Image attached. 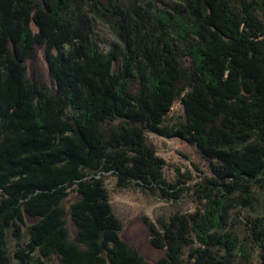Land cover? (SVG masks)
<instances>
[{"label":"trees","instance_id":"trees-1","mask_svg":"<svg viewBox=\"0 0 264 264\" xmlns=\"http://www.w3.org/2000/svg\"><path fill=\"white\" fill-rule=\"evenodd\" d=\"M171 2L0 0V264H151L113 194L178 206L190 173L216 225L146 219L155 264H264V0ZM149 136L209 174L169 173Z\"/></svg>","mask_w":264,"mask_h":264},{"label":"rangeland","instance_id":"rangeland-1","mask_svg":"<svg viewBox=\"0 0 264 264\" xmlns=\"http://www.w3.org/2000/svg\"><path fill=\"white\" fill-rule=\"evenodd\" d=\"M158 1L172 3V0ZM93 27L97 36L105 42L104 45L117 41L111 28L106 24L97 23L94 24ZM43 80L46 81V77H44ZM179 108V105L176 104L174 108L175 113L179 110ZM178 113H180V111H178ZM149 141L154 144L156 152L165 159L168 164L167 169L170 171L169 173L172 172L171 170L173 167L178 166L180 171L186 176L191 162L199 165L203 171L208 172L205 162L196 153L195 148L176 140H164L152 136H149ZM207 174H209V172ZM203 180L204 179L200 177L197 178L195 174L190 173V181H188L184 187L180 188L184 194L183 201L178 206H175L173 203H163L158 201V199L142 194L137 190H129L116 195L113 194L112 202L114 209L116 210L118 216L122 219L124 225L123 236L127 240V243L130 244L145 261L155 264L158 263L160 259L165 257L164 251L153 247V237L149 232L148 223L145 221L146 219H148L149 222H157V220L160 221L166 219L165 217H169L170 215L178 212V210L183 213L190 210L198 213L195 223L196 226H198V224L199 226H208L206 222H212V220L214 223L211 225H216L217 216L214 214L215 210L214 213L209 216L213 209V207L210 206V203L214 202L215 208H218L216 201L212 197L211 201L209 199V202H207V199H202L199 204L195 201V191H200L202 185L205 184L203 183ZM183 188H187V191ZM258 210L264 215V201L261 203V207L258 208ZM243 212L244 216L245 214H248L246 210ZM164 214H166V216H164ZM204 232L206 233L207 231L204 230L203 233L198 236L200 239L203 238V235H205Z\"/></svg>","mask_w":264,"mask_h":264}]
</instances>
